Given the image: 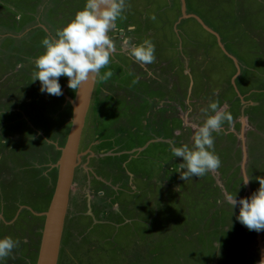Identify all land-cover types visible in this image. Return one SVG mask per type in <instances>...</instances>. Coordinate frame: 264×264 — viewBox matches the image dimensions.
I'll return each mask as SVG.
<instances>
[{"label": "rangeland", "instance_id": "1", "mask_svg": "<svg viewBox=\"0 0 264 264\" xmlns=\"http://www.w3.org/2000/svg\"><path fill=\"white\" fill-rule=\"evenodd\" d=\"M64 1L0 0V132L8 136V141L0 137L5 140L0 144L8 148L3 154L15 159L13 164L4 162L8 167L0 174V211L4 203L3 210L11 219L19 210L13 223L7 225L0 214V239L9 229L8 237L18 241L11 256L0 264H35L44 222L38 213L46 211L56 180L55 170L52 174L47 168L59 158L58 148L64 145L70 127L65 96L75 91L68 88L66 92L68 78H59L63 92L59 97L41 93L40 82H32V61L45 51L42 40L52 38L49 27L55 37L56 29L63 28L86 3ZM154 1L148 11L157 13L158 21L165 19L159 28L168 38L159 54L166 60L172 58L171 68L181 69L185 55L176 50L178 38L170 26L176 21L178 4L174 0ZM185 1L187 11L199 19L180 23V27L186 26V70L191 72L180 75L185 92L180 101L175 99L178 113L183 115L171 119L166 128L168 142L149 145L135 158L123 161L136 174L141 191L130 197L132 202L127 201V210L110 213L106 224L90 225L72 203L76 194L71 195L61 264H259L264 255V231H249L236 220L239 205L232 209L226 201V194L236 195L237 200L248 197L245 177L252 179L250 196L259 188L255 177H264V0ZM162 5L165 8L161 11ZM108 87L119 86L110 83ZM211 102H218L220 109L233 117L220 133L212 134L221 166L213 175L209 172L201 178L181 180L183 159L174 157L171 148L192 147L194 126H201L214 114L208 108ZM104 103L110 106L108 100ZM35 114L40 115L38 120L32 118ZM242 120L244 143L240 138ZM95 130L93 140L105 137L97 125ZM115 145L116 141L109 142L102 151L117 152ZM243 145L249 163L245 177ZM99 149L97 146V153ZM138 174L145 177L138 178ZM40 176L44 178L41 181ZM14 229L21 235L15 238Z\"/></svg>", "mask_w": 264, "mask_h": 264}, {"label": "flooded vegetation", "instance_id": "2", "mask_svg": "<svg viewBox=\"0 0 264 264\" xmlns=\"http://www.w3.org/2000/svg\"><path fill=\"white\" fill-rule=\"evenodd\" d=\"M67 1L68 0L64 1V3ZM166 1H169V3L172 2V0ZM174 1L178 4L176 21L170 25L178 38L174 46H177L176 50H178L179 53H183L182 56L185 55L186 57L183 39L186 26L180 27V23L190 18L196 20L197 16L193 12L189 13L187 11L185 0ZM154 3V0H148L147 2H145V0H126L128 7L122 14V18L116 21V28L108 33L114 41L115 53L111 57L110 64L101 70V75L107 71H112L113 76L106 82L96 78L93 83L77 148L78 156L68 192L66 210L67 213L69 211L71 195L76 194V199L72 203L77 205L79 214L86 218L90 225L92 223L94 225L106 224V218H108L110 213L120 214V211L127 210V201L132 202L131 198L139 195L141 191L137 188V183L135 182L136 174L129 171L126 162L123 161H129L135 158L136 155H139V153L148 148L149 145L168 142L169 136L166 134V131L171 119H173V117L180 119L183 115L178 113L179 103L175 101V99L180 101L183 92H185V87L182 85L183 81L180 75L186 76L187 74H191V72L186 70L188 63L185 57L183 58L184 66L181 69H174L170 67L172 58L166 60L160 56L159 50L168 44H163L168 38L166 31L160 29L165 24V19L161 17L160 14L161 18L160 21H158L159 16L157 13L154 14L148 11ZM162 6L161 11L165 8V5ZM14 7L16 6L14 5ZM69 9L68 7V10ZM65 13L66 16L68 12ZM153 17H155V19H153ZM16 18L19 20V16ZM71 19L69 18L64 25L66 26ZM129 26H134L135 30L129 31ZM51 31L52 27H49L48 36L55 38L52 36ZM124 38H130L131 44L133 45H140L145 39L150 40L155 46V62L146 67H142L134 62V60L128 56L127 51L122 47ZM131 78L138 82L133 84L125 81ZM139 82L141 86H139ZM110 83L119 86L117 87L118 89L109 88L108 86ZM68 90L67 87L66 92H68ZM73 95V93L71 95L69 92L67 96L64 95L66 99L65 104H68L70 109V116L71 108L68 100L72 98ZM106 100H108L110 106H106L104 103ZM44 101L47 102L46 100ZM97 108L100 113L97 111ZM32 109V111L37 110L41 113L40 109L38 110L33 107ZM14 110L15 108L13 111ZM65 110L63 109V111ZM38 116L40 115L35 114L32 118L38 120ZM68 118L69 116H66V118L64 116V119ZM96 125L103 131L102 134L105 135L103 139L93 140L92 134L96 132ZM0 134V137L3 139L8 137L2 132H0ZM2 138H0L1 143H5V140L8 141V138L5 140ZM115 141V147L118 148L117 152L102 151L108 148L107 145L109 142L113 144ZM140 143L141 145H139ZM97 146L101 148L98 153L96 152ZM127 146L130 147L127 148ZM53 147L55 148V146ZM79 147H83L84 149L78 152ZM5 148L8 149L5 144L3 146L0 144L1 175L5 172V168L8 167L7 164H13L11 161L15 160L10 154H8V158L3 154ZM167 154V151L164 152V156H167ZM149 156V160L152 164V150L149 151ZM4 162L7 164L4 165ZM56 162L57 161H55L54 164L48 165L47 170L52 172V174L54 170L56 172ZM36 171L39 172V169H36ZM30 175L29 178H33V174L31 173ZM138 176L140 177L141 175L138 174L137 177ZM5 177L7 176L5 175ZM41 177L42 176H40V181ZM141 177L144 178L145 176ZM25 178L28 177L25 176ZM4 181H6V185H10L7 184L9 181L8 177L5 178ZM33 184L34 182H31V187L34 186ZM75 188L78 190L77 192H74ZM2 206L1 209L3 212L0 211L2 217L1 221L5 223V225H7V223L9 224L11 221L13 223L19 210L17 212L15 211L16 214L13 215V219L10 217L11 220L7 219L9 215L3 210L4 203ZM38 215H42V212L38 213ZM65 223L66 221L64 219L63 230L65 229ZM89 230L90 229H88V231ZM9 232V229L5 230V233L1 234V238L8 237L10 235ZM63 233L62 231V234ZM16 234L19 236L21 235L19 230L16 231V229H14L12 235H14L15 238ZM87 238H90V236ZM62 243L63 235L61 236L56 264H61V253L63 252Z\"/></svg>", "mask_w": 264, "mask_h": 264}, {"label": "clouds", "instance_id": "3", "mask_svg": "<svg viewBox=\"0 0 264 264\" xmlns=\"http://www.w3.org/2000/svg\"><path fill=\"white\" fill-rule=\"evenodd\" d=\"M127 7L126 0H86L84 8L76 12L66 26L56 31L55 38L45 37L41 42L44 53L32 61L35 65L32 82H40V92L55 97L63 95L58 82L60 77L68 78V88L73 91H78L82 82L90 78L109 80L113 76L112 71L101 75V70L110 64L116 50L108 33L116 28V21L122 18ZM134 30V26H129V31ZM122 47L142 67L155 62V46L148 39L140 45H133L130 38H124ZM137 82L133 80V84ZM208 108L214 114L208 115L201 126H194L192 147L171 148L174 157L183 159L179 165L181 180L201 178L221 166V160L213 150L212 134L220 133L224 123L230 124L233 117L221 110L218 102L209 103ZM255 179L259 188L250 197L237 200L236 195L226 194V201L232 209L239 205V215L236 216L239 223L249 231L259 233L264 231V177L257 176ZM251 180L245 177L243 185ZM17 244L18 241L10 237L0 239V260L11 256ZM259 264H264V255Z\"/></svg>", "mask_w": 264, "mask_h": 264}, {"label": "water", "instance_id": "4", "mask_svg": "<svg viewBox=\"0 0 264 264\" xmlns=\"http://www.w3.org/2000/svg\"><path fill=\"white\" fill-rule=\"evenodd\" d=\"M95 80V79H94ZM94 80L91 78L82 82L80 89L69 98L71 107L70 127L64 145L59 148V158L56 162V180L52 196L45 212H42L44 222L41 231L38 254L35 264H56L60 241L63 231L64 219L67 210L68 192L71 185L73 171L76 166L77 148L81 136L84 117L88 108ZM241 141L244 143L243 128L245 121L242 120ZM246 158L243 145L242 172ZM248 197H250L249 185H246ZM259 235V234H258ZM259 239V237H257ZM260 239L258 240L259 245Z\"/></svg>", "mask_w": 264, "mask_h": 264}, {"label": "crops", "instance_id": "5", "mask_svg": "<svg viewBox=\"0 0 264 264\" xmlns=\"http://www.w3.org/2000/svg\"><path fill=\"white\" fill-rule=\"evenodd\" d=\"M242 124V123H241ZM245 153H246V147H245ZM242 163H243V157H242ZM242 163H241V165H242ZM246 165H248V167H249V163H248V161H247V154H246V158H245V162H244V166H243V169H244V173H245V176H247V169H248V167L246 168ZM242 167V166H241ZM218 172V170L217 171H215V173H217ZM211 174L213 175V172H211ZM249 185V184H248ZM251 191V190H250Z\"/></svg>", "mask_w": 264, "mask_h": 264}]
</instances>
